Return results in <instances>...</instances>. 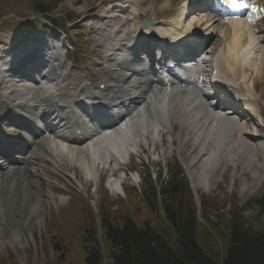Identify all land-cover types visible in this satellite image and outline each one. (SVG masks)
<instances>
[{
    "label": "rangeland",
    "instance_id": "obj_1",
    "mask_svg": "<svg viewBox=\"0 0 264 264\" xmlns=\"http://www.w3.org/2000/svg\"><path fill=\"white\" fill-rule=\"evenodd\" d=\"M90 1L94 3L96 0ZM3 3L8 7L3 9L4 13L7 12V15L12 12L16 17L19 16L23 18L26 14H29L30 7L26 4L25 0H0V7ZM62 4L58 7L60 11L64 10L66 6ZM238 158L236 152L233 151L231 147L218 149L215 152L213 151L212 155H208L205 159L206 162H208L205 166L207 167L206 172L208 168L212 166V161H219L221 164H230V167L223 166L220 171L212 176L207 175L204 171H198V169H196V175L193 176L192 179H185L187 186H189V189L191 188V193L195 194L197 202L200 203L201 211L206 213L211 220L217 222L222 235L228 233L227 220L229 216L234 213H241L247 225L257 231L264 232V207L257 204V201L262 199L261 196L264 195V191L245 187L242 178L239 177L240 170L237 171L234 169V164ZM249 162L252 161L248 158V163ZM255 167L251 174H254ZM70 172H73V170L70 169ZM142 172L143 171L140 170L139 173H131L129 176H124L121 180L122 189L125 188L124 191L126 190L129 195L133 196V200L128 197L126 200L119 201L118 194L113 189H110V192L108 190L110 200H104L106 203L103 204L102 209L99 205V198L104 194V191L99 189L100 185L96 188L94 183L85 180L81 181L80 174H77V178H79L77 180L84 188L87 185L86 189L83 188V191H86L89 202H92L91 205L96 207V211L99 210V214L100 210L101 213H107V208L111 207L115 209L119 207L121 210L120 213L116 214L115 210L111 214L112 216L116 214V216L112 217L114 220L129 215L134 220L141 222L140 220L142 219L139 217L138 212L141 208L140 202L142 199L139 196V192L142 191V187L138 183L140 182V177L143 176ZM49 178L52 179L53 177L49 176ZM132 186L136 187L133 188ZM124 197L125 195L122 198ZM230 198L231 201L229 202ZM29 199H31L30 196ZM225 199L228 200L227 204H225ZM138 200L140 201L138 202ZM133 202L138 204H133ZM51 203L52 202H47L44 206H41V204L39 206L34 205V207H37L34 214H30L34 210L27 211L26 208L29 204L22 205L21 201L17 204L10 205V208H8V213L10 214L9 221L6 220L7 223L0 224V264H55L54 262H56L58 257H56L57 253L54 250V243L58 240L62 227L67 232L71 233L65 235L66 244L69 248L66 253V261H81L86 245L82 242L77 233L71 232L70 227H68L66 223L67 218L64 223L58 215L56 217L53 211L54 208L59 207L61 212L64 211L67 215L69 213L70 216H78L82 210L80 201L71 198L70 204L64 207V204L55 205L54 203L53 205ZM191 205L192 201L184 206L185 210L189 212ZM68 207L71 209L68 210ZM20 212L24 215L19 216ZM26 212L28 215L25 216ZM15 214L18 216H14ZM141 214L143 216H150L148 212L146 214L144 211H142ZM85 215L86 218L89 217L87 213ZM224 220H226V222H224ZM49 222H51V225ZM0 223L2 222L0 221ZM9 236L12 245L6 244ZM196 239L202 249L210 256L219 259L223 255L224 241L219 235L210 236L206 234L203 229L198 227L196 228ZM57 244L61 243L59 242Z\"/></svg>",
    "mask_w": 264,
    "mask_h": 264
},
{
    "label": "trees",
    "instance_id": "obj_2",
    "mask_svg": "<svg viewBox=\"0 0 264 264\" xmlns=\"http://www.w3.org/2000/svg\"><path fill=\"white\" fill-rule=\"evenodd\" d=\"M169 217L175 222L176 216ZM233 221L221 264H264V233L244 227L240 219ZM184 223L183 228H176L173 244L162 232L151 234L147 226L138 229L130 218H125L120 228L106 223L105 238L110 247L108 264H217L196 245L192 218ZM87 260V264H97L98 251L92 250Z\"/></svg>",
    "mask_w": 264,
    "mask_h": 264
},
{
    "label": "bare ground",
    "instance_id": "obj_3",
    "mask_svg": "<svg viewBox=\"0 0 264 264\" xmlns=\"http://www.w3.org/2000/svg\"><path fill=\"white\" fill-rule=\"evenodd\" d=\"M6 60L7 61H10L11 59L9 58V56L6 57ZM3 64H5V61L3 62ZM248 69L250 71H254L255 70V67H254V63L252 61H249V64H248ZM264 70V64L262 65V71ZM24 72V70L19 67L17 68V73L16 74H20L22 75V72ZM25 73V72H24ZM264 73V71H263ZM27 74V73H26ZM28 75V74H27ZM26 77V75H25ZM258 77V75H257ZM260 81H262L264 83V74H263V77H261L259 79ZM10 83V82H9ZM17 85V84H16ZM10 87H11V84H10ZM25 88L23 86H16L15 89H14V92L16 95H19V94H23ZM32 90H34V87L32 88ZM30 94L29 92L25 94L28 95ZM11 97H14V93H10L9 97L7 98V104L11 102ZM157 101H161V100H157ZM13 103V102H12ZM165 104L162 102L161 103V106H157L155 105L154 103H151L150 106L153 107V110H151V113L154 114V115H159V114H162L164 113V108H166L168 111H169V115L175 113V111L177 110V105L175 104H170L169 106L168 105H165ZM31 106L32 105H28V104H24L22 105V107L25 108L24 111H28L31 109ZM22 107H20L19 109H21ZM159 107H161L162 109H159ZM150 108V107H149ZM146 109H144L145 111ZM149 112V111H148ZM150 113V112H149ZM143 124H144V120H143V123L139 120V119H134L127 127L128 128H143ZM152 130L154 129L152 124H151V118L145 122L144 124V130L141 131V137L144 139L145 135H148L150 134L148 130ZM137 139V136H135V139L134 141L133 140H130V139H126L124 142L120 143V145H117V146H112L110 148V151L109 152H105V153H101L99 151V149H94L91 151H87L84 147L83 148H80V149H77L78 152H84V154H81V155H78L77 153H73L71 155V158L74 157L76 158L77 161L75 160H71V159H66L65 156L66 154L68 153V151H63L62 150H59L53 146H50L52 144H47V147H48V150L44 153V158L47 159L48 157V161L51 163V166L54 170H58L60 168V165H64V166H67L66 164H74V165H77L78 166V169L81 171L82 175L84 177H87L88 179H92V180H95V176L97 175L96 174V168L98 167V164H102V165H105L107 164L106 160H107V157H108V154L111 152V153H114V154H117V155H114L112 156L111 158L113 159V161L115 160V163L116 165H120L121 164V160L124 159V157L122 156V154H120V151H119V148L122 147V146H126V147H132L134 146L133 143L135 144L136 143V140ZM73 150V149H72ZM66 159V160H64ZM63 161V162H62ZM197 167V165H194L193 168ZM111 184L113 186H116V183H114V181H111ZM29 185V183H28ZM22 187H20L21 189ZM35 194L38 196L37 199L41 200L43 203V206L48 202V198H51L52 199V195L50 193H44L43 191L41 190H38L37 192H35ZM58 198L59 200L58 201H55L56 203H59V202H63V198H60V197H56ZM36 206L33 208H31V210H34L33 212H31L30 214H34L36 212ZM39 213V212H38ZM24 214L22 212L19 213V216H23ZM28 215V213L26 212L25 213V216ZM6 216H7V213L1 211L0 209V217H3V222L4 223H7L6 221H4V218L6 219ZM9 234H11L10 232H8ZM7 240H10V236L7 238ZM11 241V240H10Z\"/></svg>",
    "mask_w": 264,
    "mask_h": 264
},
{
    "label": "snow or ice",
    "instance_id": "obj_4",
    "mask_svg": "<svg viewBox=\"0 0 264 264\" xmlns=\"http://www.w3.org/2000/svg\"><path fill=\"white\" fill-rule=\"evenodd\" d=\"M230 7L232 8H248L251 7L253 11H264V9H257L254 5L249 6L247 4H236L233 0V2L230 3Z\"/></svg>",
    "mask_w": 264,
    "mask_h": 264
}]
</instances>
